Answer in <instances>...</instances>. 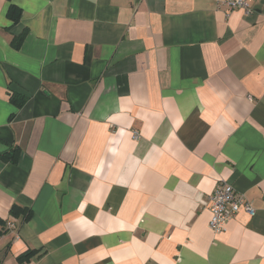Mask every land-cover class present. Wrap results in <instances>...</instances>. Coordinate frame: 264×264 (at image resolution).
<instances>
[{"label":"crops","instance_id":"crops-1","mask_svg":"<svg viewBox=\"0 0 264 264\" xmlns=\"http://www.w3.org/2000/svg\"><path fill=\"white\" fill-rule=\"evenodd\" d=\"M11 146L0 264H264V0H0ZM219 179L255 212L213 233Z\"/></svg>","mask_w":264,"mask_h":264},{"label":"built area","instance_id":"built-area-1","mask_svg":"<svg viewBox=\"0 0 264 264\" xmlns=\"http://www.w3.org/2000/svg\"><path fill=\"white\" fill-rule=\"evenodd\" d=\"M253 0H224L227 7L232 10L241 8L245 15L250 14V3ZM137 131H133V138H137ZM211 217L208 226L213 233H221L226 225L233 219L236 213L243 209L249 215H254L255 209L244 194L237 192L226 180L219 179L213 192L208 196ZM7 231H14V237L18 238L17 226L14 218H8L5 224Z\"/></svg>","mask_w":264,"mask_h":264},{"label":"trees","instance_id":"trees-1","mask_svg":"<svg viewBox=\"0 0 264 264\" xmlns=\"http://www.w3.org/2000/svg\"><path fill=\"white\" fill-rule=\"evenodd\" d=\"M6 15L12 24H16L21 18V9L18 6H16L15 4H10L7 11H6ZM25 34H26V30L22 31L20 34H18L14 38H12L11 46L14 49L20 48ZM9 97H10L11 103L17 108H20L21 106H23V104H25V102L27 101L26 96H24L22 94H18V93H11ZM20 152L21 151H20L19 147L11 146L7 151L0 152V160H2L4 162L17 163L19 156H20ZM9 213L13 217L22 216V215L25 219H28L30 217V212H28L26 210V208L21 207L17 204H13L10 207ZM5 224H6V220L0 218V235L4 234L7 231ZM34 253H35L34 251H26V252L20 254L17 257V260L19 262L29 260V258Z\"/></svg>","mask_w":264,"mask_h":264}]
</instances>
